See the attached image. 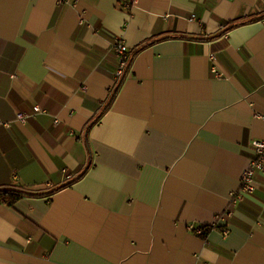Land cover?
Returning a JSON list of instances; mask_svg holds the SVG:
<instances>
[{
	"label": "crops",
	"instance_id": "crops-1",
	"mask_svg": "<svg viewBox=\"0 0 264 264\" xmlns=\"http://www.w3.org/2000/svg\"><path fill=\"white\" fill-rule=\"evenodd\" d=\"M0 121V264H264V0H0Z\"/></svg>",
	"mask_w": 264,
	"mask_h": 264
},
{
	"label": "built area",
	"instance_id": "built-area-1",
	"mask_svg": "<svg viewBox=\"0 0 264 264\" xmlns=\"http://www.w3.org/2000/svg\"><path fill=\"white\" fill-rule=\"evenodd\" d=\"M111 48L117 58V70L115 76L116 79L119 80L124 76L123 74H125L128 68L130 62V54L125 42L121 38L116 37L112 43ZM213 71L216 77L220 78L222 76V74L216 69H213ZM43 112L44 111L39 106H35L33 107L32 113L29 112L17 113L16 118L14 120L17 123L23 124L30 117H33L37 114H41ZM0 125L6 127L9 126L8 123H3L1 121H0ZM251 149L253 151L254 158H251L249 160L248 165H246L247 167L244 168V170L240 175L239 189L230 195L232 204H237L245 197V195L246 196L252 195L255 191V185H254L255 174L258 172H264V137L260 139H253L251 141ZM188 229L196 236H204L206 234V229L202 226L189 225ZM228 234H229L228 229L222 230L221 235H223V237H227Z\"/></svg>",
	"mask_w": 264,
	"mask_h": 264
},
{
	"label": "trees",
	"instance_id": "trees-1",
	"mask_svg": "<svg viewBox=\"0 0 264 264\" xmlns=\"http://www.w3.org/2000/svg\"><path fill=\"white\" fill-rule=\"evenodd\" d=\"M147 44L143 45L142 47L146 46ZM120 87V84L118 86H116V88L114 89V91L112 92L108 103V107L111 105V103L113 102V100L116 97V94L118 92V89ZM102 113L99 115L101 116ZM99 116H97L96 120L93 121L90 125L95 124L97 121H99ZM82 177V175L77 176L76 178H74L71 182H75L76 180L80 179ZM70 182V183H71ZM68 184H65L64 186H67ZM55 191H50L46 194H39V193H32V192H28L27 190H19V189H4V190H0V200L2 202V204L7 205V206H12L13 203L15 204L16 201L22 199V198H39L42 197L43 195H52Z\"/></svg>",
	"mask_w": 264,
	"mask_h": 264
}]
</instances>
